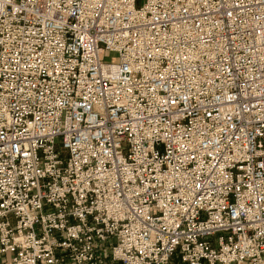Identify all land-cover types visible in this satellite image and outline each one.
Instances as JSON below:
<instances>
[{
  "label": "built area",
  "instance_id": "2783aa9c",
  "mask_svg": "<svg viewBox=\"0 0 264 264\" xmlns=\"http://www.w3.org/2000/svg\"><path fill=\"white\" fill-rule=\"evenodd\" d=\"M111 262L264 264V0H0V264Z\"/></svg>",
  "mask_w": 264,
  "mask_h": 264
},
{
  "label": "rangeland",
  "instance_id": "374dc122",
  "mask_svg": "<svg viewBox=\"0 0 264 264\" xmlns=\"http://www.w3.org/2000/svg\"><path fill=\"white\" fill-rule=\"evenodd\" d=\"M117 54L111 51H105L101 57L105 60H110L111 58L115 57Z\"/></svg>",
  "mask_w": 264,
  "mask_h": 264
},
{
  "label": "crops",
  "instance_id": "0c3cea01",
  "mask_svg": "<svg viewBox=\"0 0 264 264\" xmlns=\"http://www.w3.org/2000/svg\"><path fill=\"white\" fill-rule=\"evenodd\" d=\"M112 264H122V263H120V262H111Z\"/></svg>",
  "mask_w": 264,
  "mask_h": 264
}]
</instances>
